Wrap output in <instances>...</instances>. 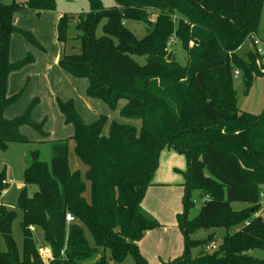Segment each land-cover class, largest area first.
<instances>
[{
	"label": "trees",
	"instance_id": "obj_1",
	"mask_svg": "<svg viewBox=\"0 0 264 264\" xmlns=\"http://www.w3.org/2000/svg\"><path fill=\"white\" fill-rule=\"evenodd\" d=\"M114 2L105 8L102 0H88L87 12L63 13L57 34L66 51L59 65L77 78H87V96L102 100L110 109L125 100L121 116L141 118V127L112 121L104 136L107 115L85 123L73 99H57L65 123L74 128L70 138L75 152L87 167L90 199L85 195L87 183L69 165L70 138L49 141L50 160L42 159L39 149L32 150L16 205L22 211L23 249L19 250L13 234L17 211L0 204V232L7 246L0 251V264H113L129 256L135 264H150L141 253L140 241L159 223L143 200L167 147L185 154L188 163L185 212L180 219L186 252L177 263L264 264L255 256V251H264V220L252 218L260 207L264 184V112L240 110L234 87L237 66L247 86L254 74L264 72L255 63L258 51L249 52L243 65L232 55L247 38L260 33L264 0ZM56 7L57 0L0 5L1 149L12 141L30 142L20 130L22 125L44 138L50 135L45 129L47 117L37 121L32 116L39 98L14 118H7L5 112L22 94L8 95L10 74L35 61L31 53L10 60L12 35L18 33L46 52L32 31L14 24V14ZM149 11L157 12L155 19ZM127 20L146 25L142 39L127 27ZM100 24L103 33L98 35ZM72 25L75 32L70 38ZM172 37L188 54L184 65L168 58ZM9 185L5 172L0 173V196ZM191 191L198 192L202 201L194 218L189 213L199 200L191 198ZM234 202L246 206L236 211ZM68 213L73 221H67ZM248 219V225L234 231ZM34 227L42 229L46 254L36 244ZM216 228L225 230L220 239L215 233L191 238L198 230ZM212 242L216 249H207ZM192 248L201 250L192 256Z\"/></svg>",
	"mask_w": 264,
	"mask_h": 264
},
{
	"label": "rangeland",
	"instance_id": "obj_2",
	"mask_svg": "<svg viewBox=\"0 0 264 264\" xmlns=\"http://www.w3.org/2000/svg\"><path fill=\"white\" fill-rule=\"evenodd\" d=\"M12 1L13 0H0V5L9 4ZM58 2L59 7L65 8L68 13L87 12L89 10L88 0H58ZM102 2L105 8L115 5L114 0H102ZM149 15L151 19H155L157 12L151 11ZM13 21L17 26L18 24H23V26L29 28L30 26H33L31 24L34 20L32 19L30 12L22 9L15 12ZM126 25L138 39H142L147 33L146 25L142 22L127 20ZM74 32V26L72 25L69 29L70 38L73 36ZM102 33V25L100 24L97 34L101 35ZM16 35L20 36L24 41L26 40L18 33H14L11 38L12 47L14 49V55L12 54V58L20 59L25 56L26 53H23L21 49H17V47L20 46V43L16 40ZM76 45L79 46V43H76ZM50 49L51 51L53 50L51 46ZM68 50L71 51L72 49L68 48ZM257 51L259 54L255 59V63L258 69H260L261 72H264V9L260 33L258 35H253L251 38H247L241 48L233 52L232 55L236 63L239 62L240 65H243V63H245L244 58L247 57V54L249 52L255 54ZM167 54L168 56L171 55V58L174 59V61H178L182 65L188 60L186 50L182 47L181 41L176 37L170 39L167 47ZM137 59L140 63L144 62L143 57H137ZM39 61L41 62V60ZM35 67L36 65H32L25 68L22 72H19L20 74H17V76L14 75L10 81V86L8 88L9 94L22 92L21 96L9 107L11 114H15L14 117L22 114L27 104H29L35 96L43 98V104L35 110L34 116L37 119L33 116L34 119L40 121L45 114L52 113L51 107H49L48 93L42 89L39 91L38 86L35 85L37 82V80L34 82L33 76L35 73ZM239 69L240 68L237 66L234 76V87L237 91V105L239 109L253 114H262L264 112V75L254 74L251 83L247 86L244 83L243 72L239 71ZM29 77H31L30 81L28 79ZM120 104L123 105L124 103L121 102ZM108 111L110 114L114 113V110L112 109H109ZM51 117L52 119L48 123V128L51 129L53 134H68V129L73 132V126L66 124L63 121L61 122L56 114ZM137 119L141 121V118H133V121ZM22 126L23 130H26V132L37 133L39 135V133L30 126ZM46 126L47 124L45 125V129ZM23 134L28 137L26 133ZM28 138L30 139V142L12 141L8 142L4 149L0 148V173L5 172L6 179L10 182L8 188L0 196V204L6 205L9 209H15L17 211V217L13 223V234L20 251L23 249V233L20 225L22 221V211L17 209L16 205L19 195L25 186L23 176L29 163V154L32 150L39 149L42 159L50 160L51 158L49 142H40L34 138ZM68 159L70 168L73 171H77L87 183L85 195L89 200L90 185L86 179L87 167L76 154L72 138L69 139ZM187 168L188 163L185 154L170 147L163 149L153 185L147 189L143 200L147 212L159 223V226L148 231L140 242L141 253L147 258L150 264H178L177 261H180L181 257H183L186 252L185 235L180 227V219L185 212L184 183L186 182L185 173ZM191 198H198L199 200V202L191 208L189 213V217L194 218L200 213L202 201L196 191H191ZM245 206L246 204L240 202L232 203V209L236 211L243 209ZM211 233H215L216 237L220 239L224 235L225 230L222 228L198 230L191 235V238H207ZM86 235L91 244L95 245L94 239L87 229ZM34 236L39 250L43 254H46L48 248L42 229L34 227ZM6 248L7 246L4 237L0 232V251H6ZM200 250L201 248H192V256H196ZM255 256L264 260V251H255ZM113 264H135V260L133 257L129 256L123 262H114Z\"/></svg>",
	"mask_w": 264,
	"mask_h": 264
},
{
	"label": "crops",
	"instance_id": "obj_3",
	"mask_svg": "<svg viewBox=\"0 0 264 264\" xmlns=\"http://www.w3.org/2000/svg\"><path fill=\"white\" fill-rule=\"evenodd\" d=\"M25 10L27 12H30L32 16V19L34 21L31 25L33 26H30L28 28L23 26V24H18V27L32 31L37 37V39L40 41V43L45 47L46 52L41 51L39 48L33 46L28 41H24V39L16 35V40L20 43V46H18L17 49H21L23 53L26 54L31 53L34 56L35 61L30 64H27L21 70L12 72L9 76L8 88L10 86V81L12 80L14 75L17 76V74H20L19 72H22L25 68H28L32 65H36L34 69L35 73L33 74L34 82H36L37 80L35 85L38 86L39 91H41L42 89L46 93H48L47 97L49 98V107H51L52 113L45 114L43 118L40 119L42 120L47 117L46 129L50 132V135L48 137L44 138L40 134L38 135L37 133L34 134L32 132H26V130H23V126L20 127L21 132L26 133L28 137H31V139L34 138L40 142H49L53 140L66 139L72 137L74 134V130L72 132L70 129H68V134L62 135L58 133L53 134L51 132V129L48 128V123L51 121V116H54V114L57 115L58 119H60L61 122H65V116L62 114L58 107L57 99H61L63 101L73 99L75 108L81 115L85 123H93L100 117V115H107L108 122L104 125L102 130V134L104 136H108L110 124L112 121L128 123L136 126L139 129L141 127V121L139 119H137L138 121H133V118L123 117L120 114L121 108L126 103L125 100H120L118 102L117 108L114 110V113L110 114L108 111L110 108L105 102L100 99L87 96L86 90L89 85V81L87 78H77L60 67L59 61L63 57L66 49L64 43L58 39L57 24L63 13L68 11H66L65 8L59 7L58 0L57 7L55 10H34L28 8ZM50 46L53 48L52 51L50 49ZM11 49L10 60H18L17 58H12V54L14 55L12 40ZM39 60H41V62ZM28 79L30 81L31 77H29ZM14 94H16V92L13 94L8 93V95ZM35 97L39 98V103L34 109L32 116H34L35 110L43 104V98H41L40 96ZM121 102H123L124 104L121 105ZM7 110L5 112V116L7 118H12L15 116V114H11V110L9 108Z\"/></svg>",
	"mask_w": 264,
	"mask_h": 264
},
{
	"label": "built area",
	"instance_id": "obj_4",
	"mask_svg": "<svg viewBox=\"0 0 264 264\" xmlns=\"http://www.w3.org/2000/svg\"><path fill=\"white\" fill-rule=\"evenodd\" d=\"M237 73V72H236ZM10 183V182H9ZM260 207L258 210L254 211L252 214V218H261L264 220V184L261 187V191H260V203H259ZM66 219L67 221H73L74 220V216H72L70 213H68L66 215ZM251 219H248L247 221H245L243 224H240L238 226H236L234 228V231H239L240 229H242L245 225H248L250 223ZM209 250H214L216 249V243L212 242V244L208 245L207 247ZM47 253V252H46ZM46 264H51V263H46Z\"/></svg>",
	"mask_w": 264,
	"mask_h": 264
},
{
	"label": "water",
	"instance_id": "obj_5",
	"mask_svg": "<svg viewBox=\"0 0 264 264\" xmlns=\"http://www.w3.org/2000/svg\"><path fill=\"white\" fill-rule=\"evenodd\" d=\"M168 57H169V59H170V58H171V55H169Z\"/></svg>",
	"mask_w": 264,
	"mask_h": 264
}]
</instances>
